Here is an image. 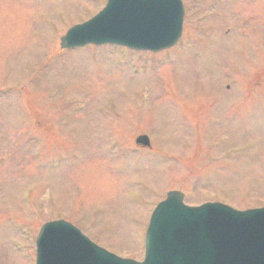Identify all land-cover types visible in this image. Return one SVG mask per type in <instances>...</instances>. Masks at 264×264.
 Listing matches in <instances>:
<instances>
[{
  "label": "rangeland",
  "instance_id": "rangeland-1",
  "mask_svg": "<svg viewBox=\"0 0 264 264\" xmlns=\"http://www.w3.org/2000/svg\"><path fill=\"white\" fill-rule=\"evenodd\" d=\"M106 2L0 0V264H35L27 230L58 218L139 259L170 190L264 207V0H184L167 52L62 53Z\"/></svg>",
  "mask_w": 264,
  "mask_h": 264
},
{
  "label": "water",
  "instance_id": "water-1",
  "mask_svg": "<svg viewBox=\"0 0 264 264\" xmlns=\"http://www.w3.org/2000/svg\"><path fill=\"white\" fill-rule=\"evenodd\" d=\"M181 0H110L90 22L63 38L64 48L118 44L158 52L182 35ZM138 144L149 145L147 137ZM172 192L155 211L142 263L94 245L65 221L46 224L37 239V264H264V209L235 211L221 204L189 208Z\"/></svg>",
  "mask_w": 264,
  "mask_h": 264
}]
</instances>
